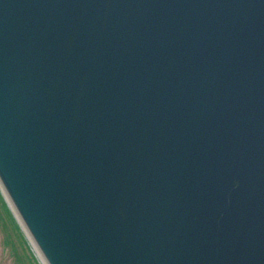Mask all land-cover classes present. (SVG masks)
I'll return each mask as SVG.
<instances>
[{
	"label": "water",
	"instance_id": "obj_1",
	"mask_svg": "<svg viewBox=\"0 0 264 264\" xmlns=\"http://www.w3.org/2000/svg\"><path fill=\"white\" fill-rule=\"evenodd\" d=\"M0 188L47 264H264V0H0Z\"/></svg>",
	"mask_w": 264,
	"mask_h": 264
},
{
	"label": "rangeland",
	"instance_id": "obj_2",
	"mask_svg": "<svg viewBox=\"0 0 264 264\" xmlns=\"http://www.w3.org/2000/svg\"><path fill=\"white\" fill-rule=\"evenodd\" d=\"M0 264H45L0 188Z\"/></svg>",
	"mask_w": 264,
	"mask_h": 264
}]
</instances>
